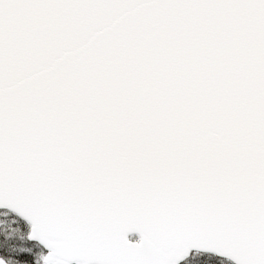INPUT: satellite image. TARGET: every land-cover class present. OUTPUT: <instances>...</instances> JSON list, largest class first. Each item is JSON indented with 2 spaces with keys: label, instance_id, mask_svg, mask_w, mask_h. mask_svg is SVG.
I'll return each instance as SVG.
<instances>
[{
  "label": "snow or ice",
  "instance_id": "6c2138e0",
  "mask_svg": "<svg viewBox=\"0 0 264 264\" xmlns=\"http://www.w3.org/2000/svg\"><path fill=\"white\" fill-rule=\"evenodd\" d=\"M0 264H264V0H0Z\"/></svg>",
  "mask_w": 264,
  "mask_h": 264
}]
</instances>
